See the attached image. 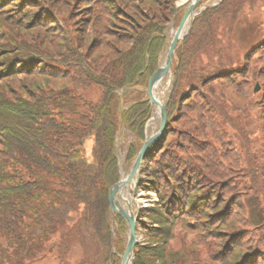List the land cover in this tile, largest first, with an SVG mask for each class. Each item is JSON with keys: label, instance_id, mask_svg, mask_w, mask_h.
<instances>
[{"label": "trees", "instance_id": "trees-1", "mask_svg": "<svg viewBox=\"0 0 264 264\" xmlns=\"http://www.w3.org/2000/svg\"><path fill=\"white\" fill-rule=\"evenodd\" d=\"M155 1L160 3L157 10L141 17L135 12L137 22L114 32L112 24L123 15L116 2L79 0L86 5L80 9L88 12L77 30L76 41L67 45L57 66L41 61L34 70V63L30 64L35 61L34 56H25L18 63L14 60L18 56L0 61L5 63L0 72L5 73L6 79L23 76L33 86L30 78H40L34 84L35 92L26 88L25 96L20 88L13 91L8 83L0 91V264H25V260L34 262L48 256H56L59 264H120L112 250L109 202V191L121 178L116 144L120 107L131 103L124 110L125 125L145 140L153 108L143 89L160 65L166 30L177 11L175 0ZM246 4L247 0H223L207 9L195 18L190 33L179 44L173 64L175 83L167 107L166 135L146 158L150 178L143 185L160 196L162 214H154L153 220H163L165 226L147 229L149 242L138 243L135 264L175 262V256L166 250L174 222L165 215L178 211L194 217L201 213L205 216L201 223L207 227L215 221L226 225L235 217L230 207L220 211L219 207L208 206L209 197L199 187L193 188L197 181H207L202 169L214 173L213 166L201 158L194 163L192 152L184 146L165 145V138L181 114L187 120L195 114L198 122L213 125L212 105L218 100L198 94L212 81L233 84L234 77L244 72V66L234 67L229 33L238 15L246 12ZM39 18L42 16L37 14ZM222 26L224 30L220 29ZM203 56L209 58L207 64ZM93 88L98 89L96 95L91 93ZM125 88L132 90L121 101L119 92ZM207 93L211 95L208 89ZM222 119L226 122L227 117ZM197 132L186 128L182 134L192 143L200 140ZM130 148L129 157H134L137 145ZM213 148L209 145L208 151ZM153 163L158 164L156 169L151 167ZM186 172L187 176L182 174ZM256 180L250 178V189L260 192L261 182ZM210 185L219 191L216 184ZM240 216L243 220L231 232H223L227 234L225 262L264 264V250L254 246L249 238L256 225H264L258 219H264V214L252 211L247 215L240 212ZM117 221L125 228L122 217L117 216ZM259 241L264 247V239L260 237ZM77 248L80 255L71 260ZM117 249L124 253L122 242ZM212 255L216 256L214 252Z\"/></svg>", "mask_w": 264, "mask_h": 264}, {"label": "rangeland", "instance_id": "rangeland-1", "mask_svg": "<svg viewBox=\"0 0 264 264\" xmlns=\"http://www.w3.org/2000/svg\"><path fill=\"white\" fill-rule=\"evenodd\" d=\"M182 1L175 0L177 11L169 21L166 30L167 38H172L179 24L177 21L181 20L191 0ZM221 1L204 0L202 6L219 4ZM112 2H116L114 4L123 13L112 24L114 32L128 29L134 22H137L138 20L134 16L135 12L138 17H141L142 14L147 16L157 10L159 7L157 4H160L155 0H112ZM246 5V12L238 15L229 33V44L233 45L235 55L233 57L236 61L234 67L237 69L244 66V72L234 77L235 81L232 82L235 83L233 84L229 85L221 80L212 81L205 90L202 89L198 94L207 99L218 100V103L212 105L213 125L206 126V124L198 122L195 114L190 113L188 120L181 114L179 122L172 123L173 131L169 132L165 138V145L168 144L169 147L184 146L186 150H189L188 152H192L194 163L200 162L198 158H201L203 162L213 166L214 173L202 169L203 176L207 181L204 183L197 181L193 188L199 187L201 192L209 197L208 206L219 207L220 211L230 207L235 211V217L227 221L226 225L223 223L218 225L215 221L214 225L207 227L201 223L202 220H205V216L201 213H198L199 216L194 214V217L178 211H174L173 215H165L167 219L174 222L172 235L166 243L167 254L175 256L173 264H226L224 242L227 239L225 236L227 234L223 232H231L232 228L237 226V222L243 220L240 212L246 215L252 214V211L255 214L259 212L264 214V193L262 192L264 191V0H247ZM84 6L86 5L80 3L79 0H0V61L18 56L14 59L18 63L25 56H34L35 61L30 62V64L34 63L31 66L34 70L38 68L36 66H41L39 64L41 61H46L48 65L54 67L57 66L59 57L66 54L67 45L71 46L72 42L76 41L77 30L83 25V16L88 12L87 9H80ZM37 14L42 18L37 20ZM162 15L169 20L165 11H162ZM220 29L224 30L223 26ZM103 38L105 39V35ZM68 41L69 44H67ZM166 53L167 50L163 54V60ZM203 59L206 64L209 62L207 56H203ZM2 66H5L4 62H0V70ZM5 76V73L0 72V91L2 86L8 83L13 91L20 88L23 91V96L26 95V88L34 93V84L40 80L39 77H31L30 81H33L34 84L29 86L23 76L12 75L8 79ZM236 82L241 86L237 87ZM169 83L170 78L166 77L158 88V97L163 101L169 100L171 88ZM258 86L259 91H256ZM188 89L189 84L186 81L185 90ZM207 89L211 95L207 93ZM92 91L96 95L98 89L93 88L91 93ZM206 102L208 104L209 101ZM130 104L129 102L127 105ZM179 113V111L176 112V115ZM222 116L227 117L226 122L222 121ZM157 119V128L150 125L151 119L148 122L146 137L159 129L161 121L160 118ZM216 122L217 125H215ZM186 128L197 130L200 136H196L200 140L190 143L186 135L182 134ZM181 130L183 131L178 133ZM145 140L138 138L128 127L121 130L120 149L117 153L120 157L123 177L130 173ZM89 144L88 153H91ZM132 144L137 145V153L134 157H129ZM209 145H214L211 152L208 151ZM184 158L189 159V157ZM151 167L156 169L158 164L153 163ZM182 174L187 176L189 173ZM251 177L258 179L256 182H261L262 191L250 189ZM148 178H150L148 163L145 162L136 191L138 202L134 204V212L137 213L140 210L138 237L141 245L149 242L147 239L149 238L148 228L165 226L163 220L160 223L153 220L154 214H162L163 208L158 193L154 190H147L143 186ZM174 184L178 183L174 181ZM210 184H216L219 191ZM131 188L132 184L126 188L125 193H128ZM216 193L219 194L218 197L214 196ZM124 196L127 197V194ZM201 199L204 200V197ZM212 200L215 201V204L212 203ZM184 210L187 209L184 207ZM212 212L215 213V210ZM112 219L113 216L110 214L111 222ZM258 219L259 224L264 221L262 216ZM114 223L116 243L114 251L117 252L116 256L119 257L120 264H122L129 232L126 223L125 228L122 227L120 221H114ZM255 227L252 229V233H249V238L254 246L264 250L259 241L260 237L264 239V225ZM215 230L220 233H215ZM120 242L124 245V253L118 252L117 245ZM219 250L221 251L219 252ZM80 252V248L75 249L71 260H76ZM213 252L216 256L212 255ZM25 264H59V259L56 256L40 257L34 262L25 260Z\"/></svg>", "mask_w": 264, "mask_h": 264}, {"label": "water", "instance_id": "water-1", "mask_svg": "<svg viewBox=\"0 0 264 264\" xmlns=\"http://www.w3.org/2000/svg\"><path fill=\"white\" fill-rule=\"evenodd\" d=\"M202 0H191L179 26L175 29L172 38H168L165 44L164 52L167 50L166 56L163 60V54L161 55V63L158 69L153 73L149 80L147 89L145 90L153 107V115L151 120L154 118H160L159 129L152 134L147 135L146 140L140 149L138 155L136 156L134 163L132 165L130 173L123 177L119 182L112 186L109 192V201L111 205V212L113 215H120L124 218L126 225L128 227L129 239L124 255L122 256V264H135V248L139 241L138 229H139V215L140 210L137 213L134 212V204L137 203L136 191L138 184L141 180V174L143 171V166L145 159L152 148L157 144L165 135V130L168 124V114H167V101H163L158 97V88L162 81L166 78H170L171 88L169 99L173 93L174 89V75L172 72L174 58L180 43L183 42L185 36L190 32L194 20L197 15L205 11L206 9L216 6H202L200 5ZM190 21V26L185 32L187 23ZM259 91V86L256 88ZM121 125H124L125 121L123 118L124 109H121ZM149 126V123L147 127ZM148 129V128H147ZM122 175V170H121ZM132 183V188L128 193L126 188ZM127 194V197L124 195ZM115 238V229L113 227V240Z\"/></svg>", "mask_w": 264, "mask_h": 264}, {"label": "bare ground", "instance_id": "bare-ground-1", "mask_svg": "<svg viewBox=\"0 0 264 264\" xmlns=\"http://www.w3.org/2000/svg\"><path fill=\"white\" fill-rule=\"evenodd\" d=\"M186 1L187 0H183L182 2H186ZM189 26H190V21L186 25L185 32L187 31V29L189 28ZM150 125H152L154 128H157V126H158V119L157 118H154V120H152V122H151Z\"/></svg>", "mask_w": 264, "mask_h": 264}]
</instances>
